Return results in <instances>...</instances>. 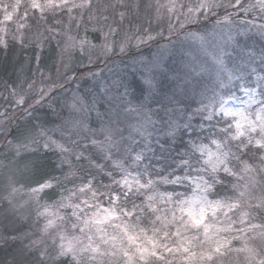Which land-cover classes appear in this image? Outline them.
I'll use <instances>...</instances> for the list:
<instances>
[{
    "label": "clouds",
    "instance_id": "obj_1",
    "mask_svg": "<svg viewBox=\"0 0 264 264\" xmlns=\"http://www.w3.org/2000/svg\"><path fill=\"white\" fill-rule=\"evenodd\" d=\"M0 264H264V0H0Z\"/></svg>",
    "mask_w": 264,
    "mask_h": 264
}]
</instances>
